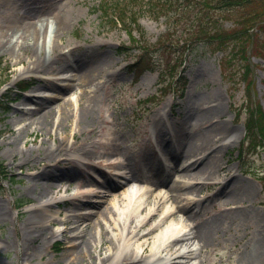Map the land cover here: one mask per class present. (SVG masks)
Segmentation results:
<instances>
[{"label": "rangeland", "instance_id": "obj_1", "mask_svg": "<svg viewBox=\"0 0 264 264\" xmlns=\"http://www.w3.org/2000/svg\"><path fill=\"white\" fill-rule=\"evenodd\" d=\"M23 2L24 0H0L1 41L10 36V21L17 16L14 8ZM99 2L100 0H45L44 9L30 20L41 21L55 17H65L67 20L60 37L52 35L53 27L50 26L46 52L52 58L45 69L26 70V65L22 61H16L10 52L0 53V75L3 76L0 79V204L5 206L7 216L6 220L2 219L3 215L0 216V264H28L29 258L30 264H98L107 255L105 248H98L100 253L97 260L93 248L88 252L93 257L86 258L80 253V249L73 256L70 246L83 240L80 230L90 232L94 222L103 218L104 211L113 204L114 199L121 197L129 189L130 184L120 174L116 162L130 164L135 170L142 162L149 166L160 163L162 186L157 187L154 192L155 195H167L166 191L179 180L180 173L173 170L169 173L166 164L170 162L169 153L174 152L173 146L183 143V135L178 131L170 142L166 132L178 129L181 118L179 106L203 95L213 94L216 99L204 103V106L217 103L223 106V115L214 119L230 126L228 133H219L215 137V144L223 143V149L220 153H215L210 161V151L200 149L206 155L204 177L207 178L201 179V183L195 182L181 189L183 200L179 205L184 206V212H180L179 205L170 199L164 201L163 208L175 210L177 213L173 217L174 221L182 217L187 228L198 227L208 232L200 241V264H248V252L253 248L255 240L259 237L264 239V148L257 147L251 151L246 149L245 158H241L239 147L246 132L245 120L248 113L244 109L240 116H236L234 111H237L236 107L247 108L250 105L261 106L264 110V14L257 22L260 28L256 29L258 34L249 48L251 71L247 82L241 78L242 75L224 76L220 66L222 54L210 52L202 42H195L189 48H184L180 43L172 49L177 47L182 51L179 70L186 82L185 87L182 91L171 90L165 95L158 92L154 100L149 101L158 89V71L146 70L138 75L130 68L129 65L139 50L135 45L126 48L131 45V40L125 30L111 25L102 26L100 13L97 11ZM258 5L256 3L253 7ZM140 24L144 27L142 40H147L149 44L158 41L170 26L163 18L156 20L147 15L141 18ZM190 24V20H187L185 24L178 25L176 30L180 32L182 26ZM224 25L231 27L233 22L226 20ZM134 36L139 38L137 31H134ZM55 44L57 49L53 52ZM64 48L71 49L65 51ZM93 52L106 55L110 63L108 68L113 74L95 75L90 88L79 87L74 80H63L65 72L59 73L60 67L65 63L74 65L78 59ZM155 56L157 64L161 59L167 61V58L173 57L167 54L161 56L160 52H155ZM22 79H28L32 84L28 90L17 93L14 88ZM45 81L55 83L58 87V90H53L55 97L45 98L51 94L40 86V82ZM58 93L61 95L57 96ZM84 94L92 97V110L87 116L88 129L85 133H79L77 120L83 107L84 100L81 96ZM28 96H33L34 99L25 101L24 98ZM38 97L43 101H50L54 107L50 117V123H54L51 133L42 134L30 128L11 144L10 140L18 129L29 122L26 120L25 123L18 124L21 115L26 112L25 107H36ZM6 103L9 105L4 109ZM64 105L71 109V114L65 121L66 127H58L61 120L60 109ZM87 105L86 103L85 107ZM56 118L59 119L57 123ZM73 134H77L78 138L74 139ZM115 135L121 142L116 151L110 143ZM239 135L241 138L237 141L236 137ZM60 138H66L68 146L75 141L84 142L83 152L81 151V154H85L83 161L75 160L73 153L64 154L61 151L58 158L69 157L75 161V165L61 163L60 167H53L63 174L58 179L47 181L51 183L49 187L46 188L41 183L35 185L32 176L46 167V162L38 161L39 158L47 152L55 151L60 146ZM95 140L99 142L94 143ZM13 148L16 154L10 153ZM115 152L116 155L113 154ZM112 154L115 158L109 159ZM96 155H103L106 159L94 157ZM242 167L261 175L262 179L257 175H245ZM144 172L148 173V170ZM231 177L238 182L231 197L240 202L226 204L224 199L227 196L222 189L228 191L226 182ZM220 190L221 193L218 194ZM40 191H43L42 196ZM44 196L55 200L52 211L42 213L48 219L55 218L47 229L59 226L62 233L58 237L47 239L45 245L38 249V254L34 252L30 255V252L25 251V245L20 243L24 235L22 227L30 211L38 208L40 199ZM72 215L75 216L66 219ZM42 223L46 225L49 221ZM46 232L47 230L42 231L43 234ZM99 232L103 234L102 227ZM77 233L79 238L75 236ZM153 241L150 238L143 243L144 251H140L138 258L151 253ZM176 249L174 247L173 252ZM67 256L68 260H65ZM262 260L259 264H264V258Z\"/></svg>", "mask_w": 264, "mask_h": 264}, {"label": "bare ground", "instance_id": "obj_2", "mask_svg": "<svg viewBox=\"0 0 264 264\" xmlns=\"http://www.w3.org/2000/svg\"><path fill=\"white\" fill-rule=\"evenodd\" d=\"M44 7L45 0H24L23 3L18 4L14 8L17 11V16L10 21L11 24L8 28V35L10 36L5 41L0 39V53L10 52L16 61H22L26 65V70L39 71L50 64L52 57L48 56L46 52V39L50 26L53 27L52 35L60 37L67 25L65 17L48 18L41 21L30 20ZM56 49L55 44L52 51L55 52ZM108 64L110 63H108L104 53L93 52L87 57L78 59L74 65L65 63L59 68V73L65 72V79L63 80H74L79 87H89V85L91 87L95 75L101 73L113 74L111 69L108 68ZM40 86L46 88L52 94H49L50 97L45 98L56 96L55 92L53 93L54 89L58 90L55 83L40 82ZM60 95L61 93H58L57 96ZM81 97L84 103L78 115L77 126L79 133H85L89 126L87 116L92 110L91 102L93 100L89 94H84ZM33 99V96L24 98L25 101ZM188 99V102H190L191 98ZM215 99L214 94L203 95L190 103L186 102L179 106L181 114L179 127L175 131H167L166 135L169 136L168 141L172 142V137L180 131L179 134L183 135V143L175 144L173 146L174 152L169 150L171 152L168 158L170 162L166 164V167L169 173L172 170L178 171L180 178L166 191L167 195L161 193L155 195L154 192L157 187L162 186L160 176L163 173L160 163L156 166L152 163L149 166L148 163L142 162L139 168L135 170L130 164L121 161L116 162V166L120 168V174L130 184L129 189L121 197L114 199L113 204L104 211L103 218H99L94 222L90 232L80 230L83 240L70 246L73 256L80 249V253L84 254V257L92 258L93 255H89L88 252H91V248H93L98 260L100 253L98 248L100 247L101 250L105 248L107 255L98 264H163L160 262H164V264H200L198 252L200 241L208 235V232H204L198 227L195 229L192 227L187 228V224L182 217L178 221H174L173 217L177 212L168 210V208L164 209L163 205L166 199L173 200L179 205L183 200L181 189L191 186L195 182L201 183V179L207 178L204 177L206 173L204 167L206 165V155L205 152H200V149L210 151L209 156L207 155L209 161L213 159L215 153H220L223 149V143L215 144V137L219 133H228L230 126L225 124L224 121H214V119L223 115V106L220 103L204 106V103H210ZM38 100L36 101V107H25L26 112L21 115L18 124L25 123L26 120H29V122L24 124L23 128L18 129L10 140L11 144L20 139L30 128H33L35 132H42V134L51 133L54 123L52 121L50 123V117L54 112V107L50 101H43L39 97ZM70 100H73V98ZM86 103L88 104L87 107H85ZM25 104L28 103L25 102ZM70 111L71 109H68L65 105L60 109L61 120L58 122V127L62 125L66 127L65 121L71 114ZM58 120L56 118L55 123ZM72 137L77 139L78 135L73 134ZM240 138L241 135L236 137V140L239 141ZM118 140L119 138L116 135L110 139L115 151L121 145ZM98 142V140L94 141V143ZM59 144L60 146L55 151L47 152L39 158L38 161L44 160L46 162L44 165L46 167L42 172L32 176L35 185L41 183L47 188L51 186V183L47 181L58 179L63 174L62 171L53 167H60L61 163L75 165V161L69 157L62 156L58 158L61 151H64V154L73 153L75 160L85 155L81 154L84 142L75 141L74 144L68 146L66 138H60ZM10 151L11 154H16L14 148ZM113 154L116 155L117 152ZM113 154L109 159L115 158ZM94 157L106 159L103 155ZM147 170L148 173L144 172ZM42 179L45 181H41ZM237 184L235 178L231 177L226 182L229 188L228 191L222 189L227 196V199H224L226 204L240 202L231 197ZM219 193H221V190ZM42 195L43 191H40V196ZM54 204V199L42 197L38 208L31 210L25 220L22 227L24 235L20 243L25 245V251L30 252V255H33L34 252L38 254V249L45 245L47 239H53L62 233L59 226L54 229H47L55 221V218L48 219L42 214L46 211H52ZM179 208L180 212H184V206L179 205ZM1 215H3V220L7 219L5 206L0 204ZM74 216H67L66 219L68 220ZM46 221H49V223L44 225L42 222ZM100 227L103 228L102 235L99 232ZM43 230H47L46 234L42 233ZM75 236L79 238L78 233ZM150 238L154 240L151 253L144 258H138L140 251H144L143 243ZM176 246L179 247L175 252H172L173 247ZM31 249H33L32 252ZM163 252L166 253L163 255ZM262 258H264V239L259 237L255 240L253 248L249 250L247 261L248 264H259L263 261ZM30 260L31 258L27 261L28 264L31 263ZM65 260H68V256L65 257Z\"/></svg>", "mask_w": 264, "mask_h": 264}, {"label": "trees", "instance_id": "obj_3", "mask_svg": "<svg viewBox=\"0 0 264 264\" xmlns=\"http://www.w3.org/2000/svg\"><path fill=\"white\" fill-rule=\"evenodd\" d=\"M256 3L259 5L255 8L253 5ZM97 11L100 13L102 26L111 25L126 30L131 39V45L126 48L135 45L139 50L130 63V68L138 75L145 70L158 71L159 89L165 93L168 89L178 91L186 84L178 70L182 62V51L177 47L172 49L180 43L184 48H189L195 45V42H202L210 52L221 53L220 66L224 76L242 75L241 78L247 82L251 71L249 48L258 34L256 29L260 28L257 22L264 14V0H100ZM145 15L156 20L163 18L170 25L169 30L161 35L158 41L150 44L147 40H142L144 27L140 20ZM187 20H190L191 24L182 26L178 32L176 27L185 24ZM226 20H231L233 25L226 27ZM173 29L175 31H172ZM134 31L138 32V39L134 36ZM155 52H160L161 56L167 54L173 57L167 58V61L161 59L157 64L154 59ZM29 86L30 82L22 80L14 89L20 93ZM8 105L9 103L4 104L3 108L7 109ZM244 109L248 116L245 120L246 135L239 147L241 158H245L246 149L251 151L257 147L264 148L262 107L241 106L236 115L240 116ZM242 170L262 179L261 175L253 173L250 169L242 167Z\"/></svg>", "mask_w": 264, "mask_h": 264}]
</instances>
